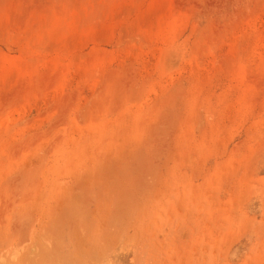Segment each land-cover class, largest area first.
I'll list each match as a JSON object with an SVG mask.
<instances>
[{
    "label": "rangeland",
    "instance_id": "obj_1",
    "mask_svg": "<svg viewBox=\"0 0 264 264\" xmlns=\"http://www.w3.org/2000/svg\"><path fill=\"white\" fill-rule=\"evenodd\" d=\"M0 264H264V0H0Z\"/></svg>",
    "mask_w": 264,
    "mask_h": 264
}]
</instances>
